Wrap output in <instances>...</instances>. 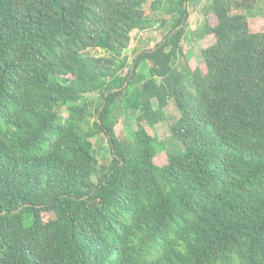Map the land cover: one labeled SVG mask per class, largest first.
Here are the masks:
<instances>
[{
    "label": "trees",
    "instance_id": "1",
    "mask_svg": "<svg viewBox=\"0 0 264 264\" xmlns=\"http://www.w3.org/2000/svg\"><path fill=\"white\" fill-rule=\"evenodd\" d=\"M200 2L0 0V264H264V8L200 6L198 63ZM171 103L180 153L155 132Z\"/></svg>",
    "mask_w": 264,
    "mask_h": 264
},
{
    "label": "rangeland",
    "instance_id": "2",
    "mask_svg": "<svg viewBox=\"0 0 264 264\" xmlns=\"http://www.w3.org/2000/svg\"><path fill=\"white\" fill-rule=\"evenodd\" d=\"M209 0H201L200 3H198L197 8L192 5L194 3L189 4V9H191V14L189 16V24L187 26V34L184 38L185 45H184V52H185V58L186 60L195 59L198 63L201 62V50L205 46H207L209 43L212 42L213 37L211 35H205L203 38H200V35L204 33L206 29V25L203 22V13L201 11L200 6H203L204 4L208 3ZM163 5H159L155 11H151L149 14L152 18H159L168 20L169 24H165V26L160 25L158 22L152 25V27L139 31L135 34V41L133 47L127 48L124 51V54L128 57V63L132 62V59L136 52L143 48H152L155 46L157 42H159L163 35L168 31L171 23V17L169 14L164 11ZM146 9H149L150 3L147 2L144 6ZM264 8V0H259L258 6L253 9L249 15H259L262 13V10ZM243 11V10H242ZM86 54L91 55H106L107 53L102 49H88L85 52ZM181 62H179V65ZM189 87H191V80L190 78H187L186 80ZM97 104L100 103V99L97 98ZM179 116V112L176 109L175 105L173 103L170 104L168 108V117L166 121L160 122L156 125L155 132L158 135V138L162 141V143H159V148H164L165 150L171 152V153H180L182 152L183 146L181 143L177 140L176 137H173L170 134V125L176 120V118ZM125 117L122 116L121 122H123V119ZM152 132L153 130L150 129ZM94 152L95 157L98 165H101L104 160L106 161L109 158V152L107 149V145L105 142V139L100 136L95 139V145H94ZM164 152L162 151L157 158V161L160 162V160L164 159ZM48 214H45V217H48Z\"/></svg>",
    "mask_w": 264,
    "mask_h": 264
}]
</instances>
